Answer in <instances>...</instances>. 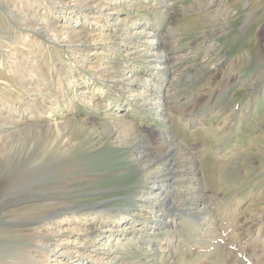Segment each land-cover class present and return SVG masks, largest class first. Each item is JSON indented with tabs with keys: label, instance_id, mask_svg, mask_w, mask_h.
Segmentation results:
<instances>
[{
	"label": "rangeland",
	"instance_id": "1",
	"mask_svg": "<svg viewBox=\"0 0 264 264\" xmlns=\"http://www.w3.org/2000/svg\"><path fill=\"white\" fill-rule=\"evenodd\" d=\"M0 264H264V0H0Z\"/></svg>",
	"mask_w": 264,
	"mask_h": 264
},
{
	"label": "bare ground",
	"instance_id": "2",
	"mask_svg": "<svg viewBox=\"0 0 264 264\" xmlns=\"http://www.w3.org/2000/svg\"><path fill=\"white\" fill-rule=\"evenodd\" d=\"M105 8H107V7H105ZM159 59V58H158ZM161 137L162 138H164V136L161 134ZM163 140H165V141H167L166 140V138L165 139H163ZM164 143H166V142H164ZM167 143L172 147L171 149H168L165 153H163L161 156H160V158L161 159H167V157H172V156H176V154L180 151V147H179V145L174 141V140H170L169 142L167 141ZM182 151V150H181ZM173 157V158H174ZM143 158V155H141V153L139 152V154H137L136 155V158H135V160L136 161H139V159H142ZM156 158V157H155ZM159 158V160L158 161H160L161 159ZM158 159V158H157ZM165 159V160H166ZM155 163H157V162H154L152 165H154ZM186 164V163H185ZM151 165V166H152ZM150 166V167H151ZM147 169V168H146ZM175 171H177V170H175V168H170L169 169V172L167 173V174H165V175H161V176H155L154 177V180H153V182H155L156 184H158V183H161V182H166V183H169V181L170 180H173V179H175V177H179V176H182V175H185V174H183V173H176ZM192 171V170H191ZM196 171V170H195ZM198 171V170H197ZM196 171V172H197ZM195 172V173H196ZM185 173V172H184ZM188 178V177H187ZM183 179V178H182ZM158 202H156V205H159L160 207L162 206V207H164L165 205H167V201H166V199L164 198V197H162L160 200H157ZM200 202V199H197L195 202H194V204H198ZM153 205V204H152ZM192 209V208H191ZM29 225V224H28ZM57 256L58 255H56V257L55 258H57ZM54 258V259H55Z\"/></svg>",
	"mask_w": 264,
	"mask_h": 264
}]
</instances>
